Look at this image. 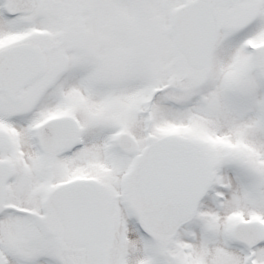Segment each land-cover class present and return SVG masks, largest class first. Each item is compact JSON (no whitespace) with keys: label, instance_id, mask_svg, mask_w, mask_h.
<instances>
[{"label":"snow or ice","instance_id":"obj_1","mask_svg":"<svg viewBox=\"0 0 264 264\" xmlns=\"http://www.w3.org/2000/svg\"><path fill=\"white\" fill-rule=\"evenodd\" d=\"M0 264H264V0H0Z\"/></svg>","mask_w":264,"mask_h":264}]
</instances>
